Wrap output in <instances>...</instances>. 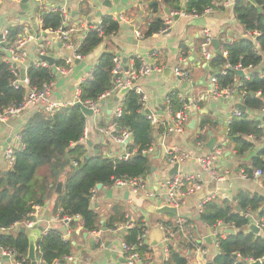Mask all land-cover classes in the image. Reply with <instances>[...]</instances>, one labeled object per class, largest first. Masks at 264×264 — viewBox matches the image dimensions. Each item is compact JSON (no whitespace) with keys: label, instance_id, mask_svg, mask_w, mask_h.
Here are the masks:
<instances>
[{"label":"crops","instance_id":"obj_1","mask_svg":"<svg viewBox=\"0 0 264 264\" xmlns=\"http://www.w3.org/2000/svg\"><path fill=\"white\" fill-rule=\"evenodd\" d=\"M152 2L128 0L127 3L119 2L107 7L103 5V0H27L26 8L22 12L20 8L21 1L0 0V36L4 29L18 27L20 31L17 33L16 40L30 37V40L23 47L24 62L19 66V68L24 69L27 65L37 64L40 59L37 48L40 44H44L45 55L54 58L56 62L58 59H64L65 61L66 58L72 57L82 40V31L78 30L67 39L66 42L70 45L67 46L51 30L41 29V16L44 12L52 11V7L65 6L69 12L68 26L76 23L99 24L104 16H112L118 21L120 27L115 34L106 37L101 44L85 57L73 58L69 65L64 64L63 66L68 69L66 73L54 71L53 80L49 83V98L51 100L73 105L76 100L75 91L79 89L80 83L92 73L93 66L99 56L104 52H110L113 57L117 56L122 60L124 73L128 71V66H133L134 59H138L140 64L144 61L150 66H163L159 73L153 71L135 81L134 85L139 86L147 96L146 109L144 111L140 109L141 105L139 103L138 111L141 115L143 112V116L147 112H152L159 119H168L170 114L167 106L172 111L168 96L171 94L177 97V93L181 94L186 101L189 98L205 95L203 106H200L195 112L203 108L207 110L205 113L198 112L194 117L190 114L184 130L179 134L167 137L163 145L160 144L159 139L161 127L150 123L155 132L151 145L152 151L144 155L150 156L153 170L150 168L149 173L141 179V186L137 192H133L128 187H104L112 190L111 196L107 197L105 192L98 190L96 186L92 189L94 190L93 198H90L92 195L91 191L89 201L91 206L99 211L100 218L99 231L101 233L98 242V237L92 231L83 229L80 219H75L73 226L69 224L64 226L56 221L55 217L60 215L58 213L60 209L55 208L57 195L64 192L63 186L62 192L56 193V185L44 204L36 205L37 207L34 209L35 215L41 220L38 224L31 228H25L23 225L24 221L17 222L10 226L8 230L0 232V234L21 232L27 237L30 233L36 231L39 237L47 222L53 221L52 227L62 233L66 232V229L70 230V235L67 239L72 236L75 238L72 241L75 246V252L72 254L74 255L72 264H101L104 258L106 259L105 264H125L120 251V243L123 240L122 236L125 235L127 230L114 233L112 228L109 229L106 226V219L111 206L113 204H121L125 211V220H132L134 226L139 221L141 223L140 229L148 225L151 264H168L170 253L165 259L163 252L164 243L162 241L163 232L157 224L163 223L173 226L177 215L184 219L183 231L177 232L168 242V251L169 247H173L180 255L187 257L188 264H206L208 261H213L214 257L219 253V248L216 244L218 237H224L225 234H229L225 232L228 228L233 229V233L236 232L233 226L223 224L220 221H217L218 223L216 222L214 225L203 222L200 216L204 212L206 204L209 202L221 203L227 201L237 211L238 194L258 195L264 198V172L261 176L252 177V173L258 168H254L250 174H247L242 167L252 168L253 157L248 161L241 160L251 150H255V156L257 155L258 150L264 147V136L260 139H255L251 135L246 136V140L251 142L253 146L242 155H237L233 148L234 143L227 135L229 123L241 113H246L249 119L258 121L264 126V107L251 110L244 105L245 111L242 112L235 105L237 103L244 104L243 98L232 96L228 99L216 100L210 96V89L218 86V75L226 74L227 70H232L235 73L233 85L236 81L244 85V80L249 79L252 73L262 75L264 55L257 66H252L245 70L243 76H240L236 74V70L225 66L228 63L211 65L210 60L212 58L206 61L202 57L200 50V43L205 29L210 31L212 39H217L218 48L223 40H227V43L229 41L233 43L237 39L244 37H249L251 40L249 31L245 29L233 13L235 0H216L215 8L211 7L213 9L211 13L197 17L171 16L173 10L177 9L171 8L161 1L156 2L155 7L152 8L155 1ZM178 5L180 9V7H185L186 4L182 5L181 0H179ZM80 9H87V12L82 13ZM74 11L76 12L75 15L72 14ZM98 12L101 13L99 17L96 16ZM82 16H89L90 20L87 21ZM170 17L171 22L166 28V20ZM157 19L162 22L163 27L149 36H144L147 26ZM35 26L38 29L39 38H36ZM164 28L166 30L162 31ZM136 32H139L141 36H137ZM256 42L259 44L257 37ZM211 48L214 56L215 50L212 45ZM7 58L11 63H14L10 57ZM123 58H125V61H123ZM176 65H180L187 72L185 79L179 80L172 74V68ZM49 66L53 68L55 63ZM166 69L171 71L168 75H164V70ZM216 72L218 73L216 74ZM118 91L103 97L104 103H99L97 112H93L91 115L82 112L85 117V124L82 137L77 144L84 146V158L106 156L119 159L120 155L129 151L127 144L132 142V135L128 130L130 133L129 141L124 144L116 142L111 134L106 132L110 131L111 127L114 128L115 132L123 131L119 126H117L119 130H116V126L112 122L116 118L114 115L115 108L119 105L121 106L122 101V95H118ZM256 95L258 96L260 93ZM212 104H214V107L211 106ZM39 110L46 114L52 113L44 110L40 104H34L19 113L7 116L5 119L0 118V174L6 175L12 167L4 156L5 147L7 145H18L16 136L21 133L28 119ZM237 110L240 114L235 116L234 112ZM192 119L195 120L193 125L191 124ZM212 137H215V142L211 148H208L206 144ZM74 145L72 144L71 146L73 147ZM173 145L189 154V157L179 166V169L181 171L200 173L203 183L201 188L192 193L185 204L178 209L177 215L171 213L157 214L154 210L166 204L164 195H161L157 184L161 178L170 176L169 171L174 164L168 161L166 149ZM18 148H20V144ZM217 150L220 153L212 163V168L216 174V178H213L209 171L202 168L198 159ZM66 155L65 157L67 158L68 155ZM73 162L71 161V165H73ZM262 207L264 205L258 211H246L244 213L249 218L248 224L253 223L257 226V224L263 223L258 218V212L264 210H262ZM102 222L107 228L105 232L101 229ZM121 223H115L114 227ZM20 228H24V231H20ZM155 229L158 230L156 231L157 236L158 232H160V236L157 242L152 244L150 233ZM247 231L253 232L248 229V225ZM84 233H87L86 236ZM253 233L264 238V228H258V232ZM189 236L192 241H189ZM91 239H95V250L91 249ZM76 245L79 246L78 249ZM0 264H14V262L10 256L2 255L0 251ZM58 264L61 263L59 262Z\"/></svg>","mask_w":264,"mask_h":264},{"label":"trees","instance_id":"obj_2","mask_svg":"<svg viewBox=\"0 0 264 264\" xmlns=\"http://www.w3.org/2000/svg\"><path fill=\"white\" fill-rule=\"evenodd\" d=\"M147 3L161 1L171 8L179 9V0H142ZM216 0H187L185 10L202 12L206 7L215 8ZM261 11L252 5L248 0H235L233 13L237 20L247 31H258L259 46L255 50L249 37L237 39L231 44L224 45L227 51L226 57L215 53L210 60L211 65H223L228 63L231 66L240 64L242 67L257 66L264 55V0H254ZM86 13L87 9H80ZM62 22L58 11L44 12L41 16V29L56 30ZM93 23H87V30L82 31V40L76 49V54L85 57L106 37L115 34L119 30V23L112 16L101 18L99 26L101 33L93 29ZM163 27L160 20L151 22L144 36H149ZM8 40L0 42V114L10 107L21 104L27 92V87L14 88L12 85L15 75L13 66L6 55L7 49L14 46L16 36L20 31L18 27L8 28ZM113 54L102 53L92 69V77L84 79L79 86L78 98L97 101V99L109 92L113 86L112 62ZM64 59H58L55 66H63ZM140 65L138 59L133 60V67ZM19 72V69L16 70ZM29 87L42 88L49 84L54 77L51 66L30 64L25 68ZM234 71L227 70L226 74L218 75L217 89L232 88ZM241 88V87H240ZM242 89L246 95L243 103L247 109H260L264 107V70L262 75L250 74L249 79L244 80ZM260 95H256V93ZM169 102L172 111L181 108L184 101H180L175 95L169 94ZM202 107L203 104L201 103ZM139 96L134 90H127L122 95L121 115L112 120L115 126L121 130H128L132 135V142L127 144L129 151H134L128 160L110 158L106 156H91L84 159L85 149L77 144L82 137L85 124V117L81 109L73 104L66 105L51 114L42 110L37 111L27 121L21 131L20 148L15 151V160L11 170L6 175L0 174V228H8L14 223L29 219V214L34 211V206L44 204L45 200L52 193L58 181H63L64 192L57 195L55 208H59L60 215H78L82 221L85 231H96L100 229L99 211L92 207L89 201L92 189L97 183L105 188H111L117 180H130L144 178L151 168L150 156L144 155L143 151L152 145L154 140V129L150 121L138 111ZM264 122V121H263ZM119 132H115L117 134ZM227 135L234 143V150L237 155H242L252 148V143L246 140L251 135L255 139L264 136V126L248 118L246 113L234 117L228 125ZM72 144H75L73 147ZM65 154L68 157H65ZM71 161L77 162L78 166L71 165ZM243 171L250 174L254 168L264 172V147L252 159V168L242 167ZM264 205V198L258 195L249 196L238 194V210L229 202H209L206 204L201 220L209 225L217 221L231 225L236 229L235 233L225 234L218 237L219 253L214 257L215 264H247L248 260H259L264 256V238L253 232L247 231L249 218L245 216L246 211H258ZM125 211L121 204H113L106 219V226L114 228V224L123 222ZM258 218L263 222L264 210L258 212ZM75 219L69 222L73 226ZM141 223L137 221L133 228H130L123 235L126 243L135 242L140 231ZM74 236L64 239L62 232L56 228H50L44 233L41 231L36 241V256L43 264H52L60 261L67 255L75 252L72 244ZM0 248H7L14 251L15 258H26L28 251V240L24 233L16 234L1 233ZM146 246L140 247L143 254ZM168 264H188L187 257L180 255L173 247H169ZM236 255V257H234ZM26 264H29L28 258ZM264 264V261L263 263Z\"/></svg>","mask_w":264,"mask_h":264},{"label":"built area","instance_id":"obj_3","mask_svg":"<svg viewBox=\"0 0 264 264\" xmlns=\"http://www.w3.org/2000/svg\"><path fill=\"white\" fill-rule=\"evenodd\" d=\"M16 2H20L21 0H14ZM112 1V0H110ZM187 0H181V4L185 5ZM52 11H58L61 15L62 22L61 25L54 31H52L54 34H56V37L62 41L65 45L67 44V39L76 31H86L87 30V24L84 23H76L74 25L69 24V12L66 10L64 5L60 6H54L51 9ZM211 7H206L203 9L202 12H196L192 11L190 13H187L185 10V7H180L178 10H173L171 13L172 15H181V16H190V17H197V16H203L206 14H209L212 12ZM171 22V17L166 20V28ZM93 29H96L99 33H101V29L99 24H94L91 26ZM166 28H164L162 31H165ZM137 36H141L139 32H136ZM249 35L251 36V40L254 43L255 48L259 46V44L256 42V37L260 35L258 31H249ZM248 35V36H249ZM9 37V31L8 29H4L1 32L0 36V41L5 43L8 40ZM30 40V37L26 38H20L18 39L13 47H10L7 49V52L11 54L10 59L14 61L13 64L15 66L13 67V73L15 75V79L12 82V85L14 88H19L20 86L27 87V92H26V97L24 101L19 104L18 106L15 107H10L7 110H5L2 114H0L1 119H5L7 116L13 115L15 113H19L23 111L24 109L28 108L31 105L34 104H40L44 110L47 112H53L54 110H57L63 106H66L67 104L59 101H53L49 98V84H44L42 88L37 89L36 87H29L28 86V79L25 75L24 79H21L20 74L18 71L19 66L24 62V56L25 54L23 53V47L26 44L27 41ZM212 36L211 33L208 29H205L203 32V38L200 43V50L202 57L206 60L209 61L212 56H213V51L211 50V45H212ZM232 41H229L228 43H231ZM227 40H223L222 43L219 44V49L222 53L223 56L227 55V51L224 49V45L228 44ZM70 46V45H69ZM73 48V46H71ZM39 55H44V44H40L37 48ZM76 50V49H75ZM73 58L79 59L81 58L76 52L73 53L72 57H68L65 59V64L69 65ZM113 69H112V78H113V83L114 86L113 88L107 92L106 94L101 95L97 101H91V100H86L82 102L79 98V89L75 91V96H76V101H80L82 104L87 106L88 108L92 109L93 112L98 111L99 107V100L103 99V97L110 95L112 93H116L120 89L128 88V90H134L136 94L139 96V103L141 105V110L146 109V103H147V96L143 92V90L139 87L134 85L135 81L144 76L147 75L153 71L159 73L162 69L163 66H150L148 63L142 61L140 66L137 68H134L133 66H128V71L124 73V63L122 60L115 56L113 57ZM38 65L42 66H49L47 62L38 60L37 61ZM227 68L230 67V69H234L236 71L241 70L245 71L252 66H248L247 68L242 67L240 64H237L235 66H230L229 64L225 65ZM67 67L66 66H54L53 71L60 72V73H66L67 72ZM224 73V71H223ZM172 74L177 77L179 80L185 79L187 77V72L185 69H183L180 65H176L172 68ZM88 78H91V74L88 75ZM242 83L237 81L235 84L232 86V88H224L221 91L217 89V87H213L210 89V96H212L214 99H228L231 98L232 96H238L239 98H243L246 95L245 90L242 89ZM241 87V88H240ZM173 91V90H172ZM256 94H259L256 93ZM177 97L179 98L180 101H184L181 108L175 112H172L169 107L167 106L169 110V117L168 119H159L157 118L152 112H147L145 116L147 119L150 121L152 125H158L161 127V131L159 134V139H160V144L163 145L166 138L169 137L170 135L174 134H179L181 133L185 125L187 124L190 116L191 111H196L197 109L200 108V104L204 102L206 96L205 95H199L195 98H189L187 101L184 100L181 94L177 93ZM74 102V103H75ZM240 112L237 110L234 112V115H239ZM114 115L116 117L121 115V106H117L114 111ZM111 134L113 139L121 144H124L127 139L130 137V133L127 130H123L119 132L118 134H113L114 128L111 127L110 131H106ZM85 137V133H84ZM20 134L16 136L17 139V146L15 145H7L4 149V156L7 160V162L10 165H13L14 160H15V151L19 146L20 142ZM165 147V146H164ZM152 151V146H149L146 150L143 151L144 154ZM134 151H126L122 155L119 156V159L123 160H128L131 155H133ZM220 153L219 150L214 151L213 153L203 155L201 156L198 160L200 162V165L202 168L210 172V175L213 178H216V174L212 168V163L213 161L217 158L218 154ZM166 156L167 159L170 163L172 164H177V170L174 174L163 177L159 180L158 182V189L161 193V195H164V200H165V205L170 206L175 208L177 211L180 207H182L187 198L194 193L196 190H199L202 186L203 183V178L200 173L198 172H188V171H181L179 169V166L189 157V154L183 150L178 149L174 145L171 147H167L166 149ZM73 165H77V163L74 161ZM243 175H245L243 173ZM263 175V171L260 169H256L252 173V177H257ZM114 186H119V187H128L131 189L133 192H137L138 189L141 186V179L140 178H134L130 180H117ZM93 192L92 190V195L90 198H93ZM37 206H34V209ZM74 219H80L81 218L78 215L75 216H68V215H58L55 217L56 221H58L60 224H63L64 226H67L70 222V220ZM41 220L35 215V212H31L29 214V219L24 220L23 225L25 228H31L34 225L38 224ZM52 222L53 221H48L47 225L43 228L44 233L52 227ZM51 225H50V224ZM218 223V222H217ZM183 224H184V219L180 216L177 215L173 226H168L163 223L157 224L159 229L163 232V252H164V257L165 259L168 256V242L175 236L177 232H182L183 231ZM12 226V225H11ZM134 226V223L132 220L126 219L124 222H122L119 225H116L113 229L112 232H125L126 230L132 228ZM257 227L259 229H263V223L257 224ZM8 228H0V232H4L8 230ZM148 225H145L142 227L136 236L135 242L129 244L126 243L124 240H121L120 243V251L121 255L125 261V264H151L152 263V258L149 255L150 252V246L148 244ZM93 234H95L97 238V242L100 240V233L101 231H92ZM70 235V230L66 229V232L62 233V236L64 239H67V237ZM189 241H192V238L189 236ZM216 244L218 245V241L216 240ZM145 247L146 246V251L142 254L140 252V247ZM0 251L2 255L10 256L13 259L14 264H26V259L27 257H23L21 259H16L15 254L13 250L7 249V248H0ZM74 260V255H67L62 259L61 264H72ZM261 262L264 261V256L263 258L259 259ZM249 262H252L254 260L250 259L248 260ZM60 261H54L52 264H58ZM36 264H43L42 260L40 258L37 259Z\"/></svg>","mask_w":264,"mask_h":264},{"label":"water","instance_id":"obj_4","mask_svg":"<svg viewBox=\"0 0 264 264\" xmlns=\"http://www.w3.org/2000/svg\"><path fill=\"white\" fill-rule=\"evenodd\" d=\"M132 1H134V0H132ZM248 1H249L252 5H254V6L257 7V11H258V12L261 11L260 7H258V6L256 5V3L254 2V0H248ZM119 2H121V3H127L128 0H112V1H110V0H103V5H104V6H107V7H110L112 4H117V3H119ZM26 3H27V0H21L20 8H21L22 12H24V9L26 8ZM152 3H154V2H152ZM72 14L75 15L76 12L74 11V12H72ZM96 16H98V17L101 16V13L98 12V13L96 14ZM82 18H84V19L87 20V21L90 20L89 16H88V17H87V16H82ZM118 19H119V18H118ZM34 29H35V31H36V38H39V32H38L37 27L35 26ZM1 44H3V42H2ZM212 47L214 48L215 53H217V54H220V53H221L220 50H219V48H218V41H217V39H215V38L212 40ZM6 55H7V57H11V54L8 53V52L6 53ZM39 58H40V60L47 62L48 65H53V64L55 63V59H54V58H52V57H50V56H48V55H45V54H44V55H40ZM123 61H125V58H123ZM12 66L14 67L15 64H12ZM19 71H20V77H21V79H24V78H25V75H26V73H25V69H24V68H20ZM170 72H171V71H170L169 69H166V70H164V75H168ZM217 73H218V72H216V74H217ZM236 74H238V75H240V76H243V71H241V70L236 71ZM210 87H211V86H210ZM127 90H128V88L120 89V90L118 91V95H123ZM99 103H100V104L104 103V100H103V99L99 100ZM74 104L77 105V106L81 109V111H82L83 113L87 114V115H91V114L93 113V110H92V109L88 108L87 106H85L84 104H82L80 101H76ZM211 106L214 107V104H212ZM235 107L238 108V109H240L242 112L245 111V106H244V104H242V103H237V104L235 105ZM198 112H199V113H205V112H207V110H206V108H203V109L199 110ZM198 112L193 111V112H191L190 114H191V116L194 117ZM142 115H144V112L142 113ZM194 123H195V120L192 119V120H191V124L193 125ZM116 130H119V127L116 126ZM208 133H210V132H208ZM128 141H129V139L126 140L125 143H128ZM214 142H215V137L210 138V140H209V141L207 142V144H206L207 147H208V148H211V146H212V144H213ZM255 154H256V151H255V150H251L250 152H248L247 155H245L244 157H242L241 160H246V161H248L250 158L254 157ZM66 156H67V155H66ZM84 159H85V158H84ZM151 170H153V167H151ZM176 170H177V164L175 163V164L173 165V167L170 169L169 174H170V175H171V174H174V173L176 172ZM62 187H63V183H62V181L57 182V184H56V186H55V192H56V193H61V192H62ZM96 188H97L98 190H103V191L105 192V194H106L107 197H110V196H111L112 190H111V189H105V188L102 186L101 183H97V184H96ZM236 209L238 210V207H236ZM263 209H264V207H262V210H263ZM154 211H155L157 214L171 213V214L177 215V210H176L175 208L170 207V206H167V205H165V204L162 205V206H159V207L156 208ZM39 229H41V228H39ZM101 229H102V231H104V232L107 230V228L105 227V224H104L103 222H102V228H101ZM248 229H250V230L253 231V232H258V228H257V226H255L253 223L248 224ZM20 231L23 232V231H24V228H20ZM156 231H158V230L155 229V230L151 231V233H150V239H151V243H152V244H154L155 242H157V239H158L159 236H160V232H158L159 234H158V236H157ZM225 232H226V233H233L234 231H233V229L228 228V229L225 230ZM86 234H87V233H84L85 236H86ZM106 234H107V233H106ZM37 239H38V234H37L36 231L30 233V234L27 236V240H28L27 258H28V260H29V264H36V261H37V256H36V241H37ZM72 244H74V242H72ZM90 244H91V249H92V250H95V249H96V242H95V239H91V240H90ZM76 248L78 249L79 246L76 245ZM81 252L83 253V251H81ZM234 257H236V255H234ZM75 261H76V260H75ZM105 261H106V259L104 258V260L101 262V264H105ZM62 262H63V261L60 260V263H62ZM206 264H214V262H213V261H208ZM247 264H262V262H261L260 260H255V261H252V262H248Z\"/></svg>","mask_w":264,"mask_h":264}]
</instances>
